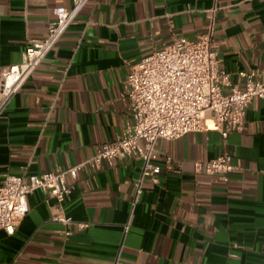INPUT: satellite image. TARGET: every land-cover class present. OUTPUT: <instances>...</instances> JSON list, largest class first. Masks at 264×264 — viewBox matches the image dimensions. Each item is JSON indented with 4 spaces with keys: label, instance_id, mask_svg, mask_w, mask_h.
<instances>
[{
    "label": "crops",
    "instance_id": "obj_1",
    "mask_svg": "<svg viewBox=\"0 0 264 264\" xmlns=\"http://www.w3.org/2000/svg\"><path fill=\"white\" fill-rule=\"evenodd\" d=\"M214 0H88L0 114V183L6 174L65 170L91 158L131 120L124 79L141 57L175 37L206 31ZM73 0H0V69L43 38L57 6ZM213 45L221 69L264 82V0H217ZM159 139L134 202L142 163L83 168L60 204L36 189L14 231L0 230V264H261L264 261V98L249 103L242 129ZM232 156L227 181L196 160ZM170 158L169 161L167 158ZM73 222L51 220L55 208ZM83 224V226H79Z\"/></svg>",
    "mask_w": 264,
    "mask_h": 264
},
{
    "label": "built area",
    "instance_id": "obj_2",
    "mask_svg": "<svg viewBox=\"0 0 264 264\" xmlns=\"http://www.w3.org/2000/svg\"><path fill=\"white\" fill-rule=\"evenodd\" d=\"M87 1L73 0L70 7L57 6L46 35L29 39L21 61L0 69V114ZM216 9L217 0H214L207 10L208 26L204 33L194 39L175 37L170 44L141 57L131 68L123 83L132 104L131 120L113 140L99 144L91 158L65 170L4 176L0 183V230L14 231L29 211L27 195L30 192L40 189L60 204L72 190L68 177L75 180L78 172L86 167L99 169L104 164L111 167L117 158H133L142 163L140 178L135 183L134 204L142 193L144 180L157 182L161 172L152 162L157 140H172L200 131L207 115L224 138L242 129L251 100L264 98V82L252 71H240L238 75L244 80L239 87L232 84L229 74L221 69L212 41ZM193 166L195 171L223 181L237 169L228 153L211 160H196ZM51 220L62 224L73 222L60 205Z\"/></svg>",
    "mask_w": 264,
    "mask_h": 264
},
{
    "label": "bare ground",
    "instance_id": "obj_3",
    "mask_svg": "<svg viewBox=\"0 0 264 264\" xmlns=\"http://www.w3.org/2000/svg\"><path fill=\"white\" fill-rule=\"evenodd\" d=\"M206 119H211L213 121V119L211 117H209V115L206 116Z\"/></svg>",
    "mask_w": 264,
    "mask_h": 264
}]
</instances>
